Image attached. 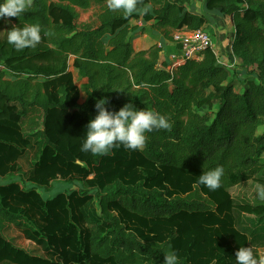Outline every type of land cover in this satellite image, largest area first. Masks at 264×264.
<instances>
[{
    "label": "trees",
    "instance_id": "trees-1",
    "mask_svg": "<svg viewBox=\"0 0 264 264\" xmlns=\"http://www.w3.org/2000/svg\"><path fill=\"white\" fill-rule=\"evenodd\" d=\"M193 2L138 0L125 17L107 0H32L21 17L0 19V182L9 180L0 184V264H164L170 247L180 264H235L237 250L249 246L235 211L264 218L257 189L264 186V0H203L202 14ZM207 13L231 19L239 68L207 49L167 71L162 48L134 49L135 19L155 21L151 29L172 41L177 31L213 34ZM25 23L40 24L42 40L17 51L7 31ZM102 98L109 110L152 107L171 127L147 133L142 149L85 153ZM36 134L42 147L33 177L20 184L13 178ZM204 166L224 168L220 188L197 182ZM60 180L69 188L50 196ZM92 200L96 216L82 212ZM16 225L44 241L53 259L7 239L4 231Z\"/></svg>",
    "mask_w": 264,
    "mask_h": 264
},
{
    "label": "clouds",
    "instance_id": "clouds-1",
    "mask_svg": "<svg viewBox=\"0 0 264 264\" xmlns=\"http://www.w3.org/2000/svg\"><path fill=\"white\" fill-rule=\"evenodd\" d=\"M138 0H107L109 10H123L125 17L138 11ZM32 5V0H0V19L21 17ZM147 11V9H144ZM8 22V21H6ZM40 24H23L13 26L7 31V43L17 51L35 48L42 40ZM44 35H50L45 32ZM108 98L99 99L95 105L97 115L87 124V131L81 151L93 155H107L115 147L123 146L135 151L142 149L148 140L147 133L155 130L169 129V118L152 107L136 108L132 103L125 104L118 111L109 110ZM224 168L217 166L205 170L198 176L197 182L210 190L222 186ZM258 197L264 200V186H257ZM164 264H180L178 251L169 248L164 251ZM235 264H264L261 255L254 245L241 246L235 254Z\"/></svg>",
    "mask_w": 264,
    "mask_h": 264
},
{
    "label": "rangeland",
    "instance_id": "rangeland-1",
    "mask_svg": "<svg viewBox=\"0 0 264 264\" xmlns=\"http://www.w3.org/2000/svg\"><path fill=\"white\" fill-rule=\"evenodd\" d=\"M91 16H92V12L81 13L80 21L86 22L87 20L90 19ZM217 38H218L217 36L213 35V40L214 43L216 44L215 46L217 47V45H219L220 47L219 52H222V50H224L223 44L227 42L222 41L225 39L221 40L220 38L218 42ZM164 58H167V54H165ZM228 61L231 63V65H234L233 59L232 60L229 59ZM73 63H74V57H70L68 61L69 69L75 74V81L81 87L82 81L78 76L76 70L73 68ZM235 67L239 68L238 65ZM84 101H85V94H82V98L80 102L83 103ZM30 141L31 144L28 148V151L26 155L20 159L18 163V171L15 174L16 176L13 178L15 181L19 182L20 184H26V185H30L29 181H31V178L33 177L34 166L38 160L39 153L42 147L41 134H36L32 136L30 138ZM8 182H9L8 179H3L1 180L0 184H4ZM67 188H69V186L63 180L55 182L53 185V191L50 196H54L59 192L65 191ZM233 194L235 196L241 197L243 194V188L241 187L239 189L234 190ZM97 210H98L97 203L95 200H92L82 209V212L84 214L96 216ZM35 219H37V217H35ZM235 219H236L237 229L248 236L249 246L254 245L255 249L258 250V252L261 255H264V218L261 219L250 218V217H246L240 212L238 213V211H235ZM4 235L7 237V239L12 241V243L15 246L25 249L27 252H29L32 255L53 259L50 256L44 241H42L41 239L34 238V235L31 233V231L26 230V225L10 226L4 231Z\"/></svg>",
    "mask_w": 264,
    "mask_h": 264
},
{
    "label": "crops",
    "instance_id": "crops-1",
    "mask_svg": "<svg viewBox=\"0 0 264 264\" xmlns=\"http://www.w3.org/2000/svg\"><path fill=\"white\" fill-rule=\"evenodd\" d=\"M192 10L198 14L206 13L204 9L203 0H194L192 5ZM208 14V13H207ZM211 18V29L213 35L217 36V41L221 39H225L222 41H226L223 46L231 44L232 39L234 38V27L230 18H220L216 14H208ZM156 22L155 21H144L142 18L135 19L131 22L133 28H135L136 34L138 37L134 41V49L139 51H146L149 50L153 46H158L162 48V52L165 54H171L176 51V47L171 43V41L164 38L163 35L159 34L156 31L151 29ZM227 26V27H226ZM227 29V30H226ZM220 38V39H219ZM216 41V43H217ZM219 49V45H217ZM230 55L226 52V50H222V60L225 64L229 63ZM164 60V57L162 58ZM239 63H242L239 60Z\"/></svg>",
    "mask_w": 264,
    "mask_h": 264
},
{
    "label": "built area",
    "instance_id": "built-area-1",
    "mask_svg": "<svg viewBox=\"0 0 264 264\" xmlns=\"http://www.w3.org/2000/svg\"><path fill=\"white\" fill-rule=\"evenodd\" d=\"M171 43L176 47V51L168 54L167 58H164L163 60L168 62V65L164 68L167 71H173L187 63L189 60H200L207 49H212L214 51L219 63L222 65H227L229 67H235L237 65L240 67L242 65V63H239V60L241 59L236 58L232 53V42L225 47L223 46V48L230 55V60L233 59L234 65H231L230 62L225 64L222 60V52H219V49L217 50V47L215 46L216 44L213 40V34L204 29L174 32L172 34ZM161 56L163 58L165 52H162Z\"/></svg>",
    "mask_w": 264,
    "mask_h": 264
}]
</instances>
